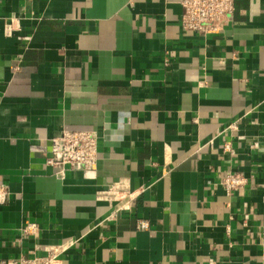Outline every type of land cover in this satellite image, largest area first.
I'll list each match as a JSON object with an SVG mask.
<instances>
[{
  "label": "crops",
  "instance_id": "crops-1",
  "mask_svg": "<svg viewBox=\"0 0 264 264\" xmlns=\"http://www.w3.org/2000/svg\"><path fill=\"white\" fill-rule=\"evenodd\" d=\"M180 1L0 0V260L76 240L64 264H264V0L208 36ZM63 129L101 134L95 180L47 164ZM122 179L138 197L107 220Z\"/></svg>",
  "mask_w": 264,
  "mask_h": 264
},
{
  "label": "built area",
  "instance_id": "built-area-1",
  "mask_svg": "<svg viewBox=\"0 0 264 264\" xmlns=\"http://www.w3.org/2000/svg\"><path fill=\"white\" fill-rule=\"evenodd\" d=\"M236 0H181L183 14L180 20L181 28L186 32L199 33L204 36L220 34L231 22L235 12ZM14 21L5 26V34L11 35ZM166 63L168 61L166 60ZM232 125L230 128H234ZM102 136L97 131L63 129L51 139V157L47 164L57 168V176L64 180L68 172L81 174L84 178L95 180L98 170V145ZM256 152L264 154V146L258 141L251 144ZM225 151L234 154L228 144ZM248 178L240 172H229L220 180V185L227 195L244 189ZM9 195V188L0 186V204H5ZM138 197L131 189L130 181L122 179L114 184L102 187L96 192L98 201L112 205L120 203L117 209L109 215L107 220L116 219L121 213L131 210V203ZM150 224L146 220H139L138 229L148 230ZM22 236L38 239L41 234L40 226L35 222L25 223L20 230ZM76 240L59 245L37 246L31 256H20L16 259L0 260V264H64L63 256L74 247ZM43 252L44 254H39ZM209 264H216L209 260Z\"/></svg>",
  "mask_w": 264,
  "mask_h": 264
}]
</instances>
